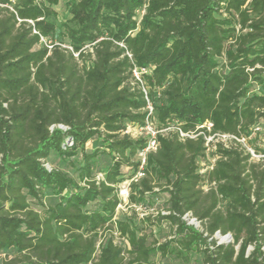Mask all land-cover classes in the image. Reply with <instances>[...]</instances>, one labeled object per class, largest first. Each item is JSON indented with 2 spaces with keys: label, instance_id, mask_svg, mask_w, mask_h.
<instances>
[{
  "label": "trees",
  "instance_id": "trees-1",
  "mask_svg": "<svg viewBox=\"0 0 264 264\" xmlns=\"http://www.w3.org/2000/svg\"><path fill=\"white\" fill-rule=\"evenodd\" d=\"M60 1L0 0V264H153L196 249L202 264H264V162L237 142L202 176V136H159L130 202L166 193L170 214L146 221L168 222L174 238L149 244L131 219L115 221L117 186L146 146L128 125L149 117L189 133L210 122L251 145L264 125V0H65L59 23ZM135 67L151 71L140 82ZM53 156L77 177L49 169Z\"/></svg>",
  "mask_w": 264,
  "mask_h": 264
},
{
  "label": "built area",
  "instance_id": "built-area-1",
  "mask_svg": "<svg viewBox=\"0 0 264 264\" xmlns=\"http://www.w3.org/2000/svg\"><path fill=\"white\" fill-rule=\"evenodd\" d=\"M144 13L145 12L142 11V15ZM18 21L19 23L22 22V20L20 19H18ZM26 22L34 27L33 21L26 20ZM33 33L39 34V32L35 28L33 29ZM41 44L46 45L49 48H52V46H50L51 41H49L47 38H44L42 36H41ZM75 56L77 57L78 55L76 54ZM150 71L151 69L135 67L133 70V76L135 77L136 80L141 82L142 74L149 73ZM148 110H149V115H151L153 112V108L150 104ZM171 131H177L176 133H178L179 139L181 141H185L186 139H197L199 136L203 137L206 152L204 157H202L199 161V174L202 176H205L209 171H212L216 166L217 161L221 158L218 153L219 147L222 146L223 148L229 149L231 148V145L234 142L243 145V148L246 150V152L250 154L251 160L255 162H264V154L256 153L253 147L249 146L245 138H238L230 134L214 133L213 124L210 122H207L204 125L198 127L197 130L194 132L185 133L181 129L172 126L167 128H158L155 124V121L148 117L144 125L130 124L126 127V130L123 133L124 135L130 136L132 139H136V140L145 139L146 146L142 151L138 153L136 158V161L139 163L138 171L134 173V175L130 179L122 182L126 184V186L122 187V183L117 186L118 196L121 201L117 211L122 207V204H125L126 206L133 208L135 212H137V215H139L141 220H146L148 218L155 219L160 215L166 216L170 214L169 211L161 210L158 209L157 207L150 208L146 204L143 205L133 204L130 202V195H131V184L133 182H138L140 179H142L145 176L144 170L147 166L148 156L152 153L157 152L159 148V136H166ZM260 131H261V127L255 128L252 137L257 135ZM72 145L73 143H69V146ZM103 179H104L103 174H98L96 176V180L98 182ZM214 185L215 184H213V186ZM206 186L207 188L206 189L203 188V189L207 192L209 186L208 185ZM115 221H117L116 217H115ZM192 221L197 222V219L194 218ZM218 235L220 234L217 233L215 236ZM229 237L230 235H227L224 238H229Z\"/></svg>",
  "mask_w": 264,
  "mask_h": 264
},
{
  "label": "rangeland",
  "instance_id": "rangeland-1",
  "mask_svg": "<svg viewBox=\"0 0 264 264\" xmlns=\"http://www.w3.org/2000/svg\"><path fill=\"white\" fill-rule=\"evenodd\" d=\"M56 10L58 12V22H64L69 18V14L65 7V0H61L60 4L56 7ZM142 15V12L138 13V16L140 17ZM59 25V24H58ZM86 52H92V46L88 45L85 48ZM88 64L90 63V60H87ZM99 140L93 141L90 144H88V149L93 150L96 149L99 145ZM256 145L259 148L264 149V125L261 127V131L255 136L251 142V145ZM77 160H80V157L75 159V162ZM108 160L101 155L98 159V167L96 169V176L98 174H103V170L106 168ZM47 167L53 168V167H59L63 170H66L70 172L74 177H77V174L75 173L74 169L71 167L68 161H62L59 160L56 156H53L49 162L46 164ZM100 172V173H98ZM100 176V175H99ZM126 186V184L122 183V187ZM204 189L207 188L206 185L203 186ZM161 190V189H160ZM54 194V193H53ZM55 195V194H54ZM168 202H169V196L164 193L162 190L157 195H147V197L139 202L135 203L137 205H143L146 204L147 206L151 207H157L161 210H168ZM130 204V203H129ZM222 208L226 207V203L221 204ZM44 218H47V214H43ZM131 219L134 222V225L138 228L139 235L143 236L145 235L148 239L149 244H156L157 246L160 244H165L169 240H172L174 238L175 229L171 227V225L166 221H158L155 220L154 222H149L146 220H141L139 215H137V212L133 208H130L126 206L125 204H122V207L117 211L116 220H127ZM184 221L189 226H193L196 230L203 232L204 226L201 222H193L192 220L194 217L192 215H186L184 218ZM223 235L214 236L213 240L216 241L219 244H229L233 243V238H224ZM116 243L118 245L124 246V242L120 238H116ZM185 256H188V261H186ZM126 261L128 262L130 260V256L126 253L125 254ZM152 262L153 264H202V257L199 251L196 249L195 251L185 253L183 256L177 257L176 254L169 252L166 255H163L162 252H157L152 256Z\"/></svg>",
  "mask_w": 264,
  "mask_h": 264
}]
</instances>
